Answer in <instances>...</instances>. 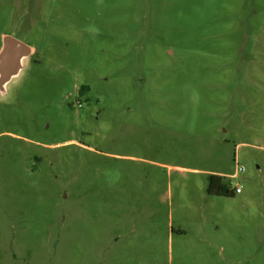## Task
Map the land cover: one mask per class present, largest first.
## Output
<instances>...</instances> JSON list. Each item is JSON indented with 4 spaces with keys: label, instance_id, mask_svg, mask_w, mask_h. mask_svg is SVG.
Masks as SVG:
<instances>
[{
    "label": "rangeland",
    "instance_id": "rangeland-1",
    "mask_svg": "<svg viewBox=\"0 0 264 264\" xmlns=\"http://www.w3.org/2000/svg\"><path fill=\"white\" fill-rule=\"evenodd\" d=\"M3 35L0 264H264V0H0Z\"/></svg>",
    "mask_w": 264,
    "mask_h": 264
},
{
    "label": "water",
    "instance_id": "water-1",
    "mask_svg": "<svg viewBox=\"0 0 264 264\" xmlns=\"http://www.w3.org/2000/svg\"><path fill=\"white\" fill-rule=\"evenodd\" d=\"M34 50L20 40L3 35L0 47V102L8 101L21 84Z\"/></svg>",
    "mask_w": 264,
    "mask_h": 264
},
{
    "label": "trees",
    "instance_id": "trees-1",
    "mask_svg": "<svg viewBox=\"0 0 264 264\" xmlns=\"http://www.w3.org/2000/svg\"><path fill=\"white\" fill-rule=\"evenodd\" d=\"M88 87L81 88L80 93H84ZM207 193L214 196L234 197L235 192L229 184L224 182L222 176L209 175L207 179Z\"/></svg>",
    "mask_w": 264,
    "mask_h": 264
},
{
    "label": "built area",
    "instance_id": "built-area-1",
    "mask_svg": "<svg viewBox=\"0 0 264 264\" xmlns=\"http://www.w3.org/2000/svg\"><path fill=\"white\" fill-rule=\"evenodd\" d=\"M236 171H237V173H243V172H244V169L241 168V167H239V166H237V167H236ZM233 190H234V192H235L236 194L241 193V187L238 186V185L235 186V187L233 188Z\"/></svg>",
    "mask_w": 264,
    "mask_h": 264
},
{
    "label": "crops",
    "instance_id": "crops-1",
    "mask_svg": "<svg viewBox=\"0 0 264 264\" xmlns=\"http://www.w3.org/2000/svg\"><path fill=\"white\" fill-rule=\"evenodd\" d=\"M209 175H217V176H220V175L217 174V173H209Z\"/></svg>",
    "mask_w": 264,
    "mask_h": 264
},
{
    "label": "flooded vegetation",
    "instance_id": "flooded-vegetation-1",
    "mask_svg": "<svg viewBox=\"0 0 264 264\" xmlns=\"http://www.w3.org/2000/svg\"><path fill=\"white\" fill-rule=\"evenodd\" d=\"M83 87H86V86H83ZM83 87H81V88H83ZM81 88H80V90H79V94H80V95L84 94V93H80V92H81ZM6 102H8V101H6Z\"/></svg>",
    "mask_w": 264,
    "mask_h": 264
}]
</instances>
